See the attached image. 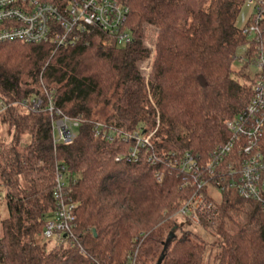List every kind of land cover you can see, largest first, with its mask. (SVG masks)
Returning a JSON list of instances; mask_svg holds the SVG:
<instances>
[{"label": "trees", "instance_id": "1", "mask_svg": "<svg viewBox=\"0 0 264 264\" xmlns=\"http://www.w3.org/2000/svg\"><path fill=\"white\" fill-rule=\"evenodd\" d=\"M118 1L130 8L125 46L99 30L88 45L0 44V105H7L0 114V199L7 208L0 264H127L132 247L140 250L136 264H157L171 231L161 264H264L260 205L209 194L212 206L199 213L208 232H194L192 222L174 217L193 189L182 187L169 164L172 154L205 157L226 142L227 121L253 95L254 79L232 67L250 42L237 23L245 0ZM144 25L158 31L149 78L139 68L152 55ZM46 91L55 109L78 123L70 144L53 142ZM97 123L102 130H155L152 148L129 160L130 145L97 136ZM260 149L264 156V133ZM58 167L68 176L66 201L75 204L84 253L70 240L43 235L56 209Z\"/></svg>", "mask_w": 264, "mask_h": 264}, {"label": "built area", "instance_id": "2", "mask_svg": "<svg viewBox=\"0 0 264 264\" xmlns=\"http://www.w3.org/2000/svg\"><path fill=\"white\" fill-rule=\"evenodd\" d=\"M253 2V0H249ZM255 12L243 26L242 32L250 42L246 44L245 62L255 63L258 70L253 81V95L243 110L226 123L230 138L215 146L209 155L202 157L190 151L172 154L169 164L182 176V187H190L193 193L180 206L177 215L200 222L199 213L210 208L206 194L234 193L240 198L256 202L264 212V156L260 139L264 133V0H255ZM130 8L118 0H0V44L21 42L25 44L51 43L57 48L90 44L96 30L118 39L119 43L132 40L127 26ZM49 96L48 112L52 115L53 142L72 143L78 123L56 110L53 93ZM23 104L26 106L27 102ZM42 100L34 101V111L41 110ZM7 105H0V114ZM96 124V135L107 140L121 138L130 145L129 160H137L143 149L152 148L155 134L129 133L112 129L102 130ZM158 181L163 174L156 173ZM67 173L57 168L53 191L56 209L53 217L45 224L46 239L66 244L69 240L84 248L78 240L75 204L66 201ZM139 240V239H138ZM139 247L127 256V264H136Z\"/></svg>", "mask_w": 264, "mask_h": 264}, {"label": "rangeland", "instance_id": "3", "mask_svg": "<svg viewBox=\"0 0 264 264\" xmlns=\"http://www.w3.org/2000/svg\"><path fill=\"white\" fill-rule=\"evenodd\" d=\"M254 4H255V0H253V2H249V0H245L244 1V4L242 6V9L239 13V17H238V25L239 26H244L247 21L249 20V18L252 16V14L255 12V8H254ZM148 27L154 29L153 30H148ZM147 25H144V42H145V45L146 47L150 48L151 51H152V55L150 56V58L144 60V61H141L139 63V68L141 70V73L146 77V78H149L150 74L152 73V68H153V64L155 62L151 61V58L153 57V55H155L156 53V43H157V37H158V31L155 27L153 26H148ZM147 41V42H146ZM119 46H125V43L124 42H120L119 43ZM245 52H246V46L243 45L241 47L238 48L237 52H236V57L234 58L233 60V64H232V67H233V70L234 71H238V70H241L242 67H244V71H246V73L251 77V78H254L257 70H258V66L257 64L255 63H251V64H246L245 62ZM74 131L77 133L78 132V126H74ZM26 136L24 137L23 139V142H26ZM210 193H207L206 194V197H207V200H208V195ZM211 195H218L220 196L219 194L213 192ZM3 199H0V217H3L4 215L7 214V208H6V205L4 203V201H2ZM210 203V207L212 206L213 204V201L209 202ZM174 217H176L177 221L178 222H183V221H190L192 222V225H191V229L194 231V232H201L203 235L204 234H207V230H205L204 228H201L200 227V222H194L192 220H189L181 215H177V213L174 215ZM194 225V226H193ZM1 232H2V227H1V224H0V235H1ZM134 250V247L131 248V250L129 251V253ZM140 253V250L138 252V255ZM128 256V254H127ZM126 256V258H127ZM137 263V261H136Z\"/></svg>", "mask_w": 264, "mask_h": 264}, {"label": "water", "instance_id": "4", "mask_svg": "<svg viewBox=\"0 0 264 264\" xmlns=\"http://www.w3.org/2000/svg\"><path fill=\"white\" fill-rule=\"evenodd\" d=\"M174 236H175V233H174L173 231H171V232L169 233V236H168L167 240L165 241V247H164V250H163L161 256L159 257L157 264H161V263L163 262V260H164V258H165V250H166V248H167L169 242L174 238Z\"/></svg>", "mask_w": 264, "mask_h": 264}]
</instances>
